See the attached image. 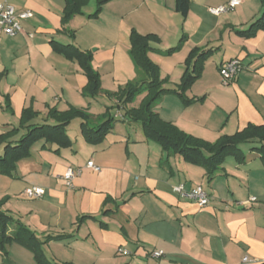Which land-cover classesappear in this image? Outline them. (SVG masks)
<instances>
[{"label":"crops","instance_id":"crops-1","mask_svg":"<svg viewBox=\"0 0 264 264\" xmlns=\"http://www.w3.org/2000/svg\"><path fill=\"white\" fill-rule=\"evenodd\" d=\"M4 1L16 11L30 10L33 17L21 21L22 33L14 37L0 33V135L18 127L25 109L37 115L31 123L42 125L53 124L50 109L90 108L92 99L81 94L86 77L56 45L91 54L92 68L101 71V91L108 89L100 68L105 63L113 64L115 85L141 80L129 55L131 31L157 38L148 57L166 89L179 84L192 49L212 51L185 93L195 101L203 97L202 102L185 106L176 95H166L154 108L163 121L210 143L264 122V29L251 38L236 34L261 16V0H238L219 16L208 9L229 0H189L184 19L175 0H88L65 21L70 0ZM177 46L171 55L161 52ZM234 58L243 69L223 86L219 65ZM117 69L120 78H115ZM65 133L66 147L38 141L11 176L0 175L2 210L13 221L7 235L17 228L32 232L49 264H264V167L252 150L257 144L241 145L244 161L226 157L209 180L204 168L178 155L166 157L145 138L140 124L127 119H114L95 145L85 140L79 119ZM89 161L97 172L86 167ZM68 168L80 171L71 189L62 178ZM178 184L187 191L201 186L208 205L199 208L173 192ZM33 186L43 188L44 195L26 199L23 191ZM154 251L163 254L152 258ZM5 252L0 264H37L14 242Z\"/></svg>","mask_w":264,"mask_h":264},{"label":"trees","instance_id":"trees-1","mask_svg":"<svg viewBox=\"0 0 264 264\" xmlns=\"http://www.w3.org/2000/svg\"><path fill=\"white\" fill-rule=\"evenodd\" d=\"M70 1L71 4L63 13V21L76 14L79 7L88 0ZM261 3L264 5V0H261ZM188 6L189 0H175V10L183 19L187 16ZM263 29L264 11L245 31H237L236 34L242 38H251ZM156 41L157 38L153 35L142 36L135 31L130 32L129 55L135 68L142 74V79L126 84L119 95V103L129 102L141 93L145 95L138 108L127 111L124 118L140 124L145 138L158 144L166 157L178 155L183 161L204 168L209 180L218 172L226 157H233L239 163L244 161L240 150L243 144L258 145L252 150L257 152L264 167V122L259 126L249 124L241 131L232 135L220 136L215 142L210 143L182 132L173 124L163 121L154 111L157 103L169 94L176 95L185 106L194 102H202L203 99L198 101L187 99L185 93L200 78L204 62L212 52L199 48L192 49L184 62V71L179 84L174 89H166L163 87L165 80L160 78L158 66L148 57L149 51L152 50L151 43ZM56 49L70 60H75L86 77L87 83L81 90L82 96L94 97L99 94L101 82L99 74L91 66V54L80 52L71 46L56 45ZM178 49L179 46L172 48L166 51L165 55H171ZM117 108L121 109L118 105ZM36 116L31 109H25L21 114L18 127L0 135V145H4L0 154V175L11 176L16 163L27 157L31 147L38 141L66 147L69 139L65 128L74 119L81 121L82 134L85 140L93 145L103 141L114 121V117L104 115L96 126L91 127L88 124L90 116L84 110L72 106L61 113L50 109L47 117L53 121V124L35 125L31 123ZM20 131L23 134L17 140H12ZM3 204L4 200L0 199V252L5 254V246L14 242L31 252L37 264H49L42 250L43 243L32 232L17 228L13 235H7L8 227L13 221L2 210Z\"/></svg>","mask_w":264,"mask_h":264},{"label":"built area","instance_id":"built-area-1","mask_svg":"<svg viewBox=\"0 0 264 264\" xmlns=\"http://www.w3.org/2000/svg\"><path fill=\"white\" fill-rule=\"evenodd\" d=\"M239 4L238 0H229L227 3L209 8L208 12L211 15L219 16L221 14L228 13L232 11ZM33 17L30 10L16 11L13 6H11L6 1H0V33L6 37H14L22 33L21 21L28 20ZM31 36V35H30ZM243 67L241 61L237 58L230 59L222 62L219 65L218 72L221 78V83L223 86H228L233 83L239 73L242 71ZM115 118L121 117V113L115 114ZM86 167L97 172L99 169L91 161L86 163ZM80 174L79 170H73L71 168L66 169L62 178L67 189L73 187V180ZM173 192L181 196L182 198L188 199L194 202L199 208H204L208 205L209 199L201 186H195L191 190H185L183 184H178L172 187ZM45 191L41 187H29L23 191V196L26 199H39L44 195ZM250 202L256 201V198H250ZM118 253L128 254L122 249H118ZM162 251H154L150 253L152 258H160L162 256ZM248 258L244 257L242 262H247Z\"/></svg>","mask_w":264,"mask_h":264},{"label":"rangeland","instance_id":"rangeland-1","mask_svg":"<svg viewBox=\"0 0 264 264\" xmlns=\"http://www.w3.org/2000/svg\"><path fill=\"white\" fill-rule=\"evenodd\" d=\"M161 52L166 53L165 51H161ZM100 68L103 72V78L107 79V83L104 84V87L107 86L108 89H106L104 91H100V93L94 97L83 96L85 99L86 98L92 99V101H93L91 103V106L89 109L87 108V105H86L84 111L87 115L90 116L91 119H100L104 115L114 117V115L116 113H118V111L120 110L121 111V117H119V118L114 117V119H125L124 117L126 116L127 111L138 108V106H139V104L143 98L141 97V94H138V95L134 96L131 99V101H129V102L119 103V95L122 92L121 90H123L125 88L126 84H122V85L116 84L115 85L114 82L112 81V77H113V64H112V62L102 64L100 66ZM94 70L99 74V78H100V82H101V77H102L101 73H100L101 71H97V69H94ZM118 74H119V72L117 69V71L115 73V78H120L118 76ZM220 83H221V78H220ZM221 85H222V83H221ZM199 99H203V97L197 98V101ZM117 105L120 106L121 109H118Z\"/></svg>","mask_w":264,"mask_h":264}]
</instances>
